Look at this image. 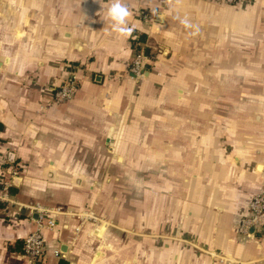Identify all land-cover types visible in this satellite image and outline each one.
Here are the masks:
<instances>
[{"label":"crops","instance_id":"1","mask_svg":"<svg viewBox=\"0 0 264 264\" xmlns=\"http://www.w3.org/2000/svg\"><path fill=\"white\" fill-rule=\"evenodd\" d=\"M125 2L121 36L111 0H0V264H264V216L237 231L264 193V0Z\"/></svg>","mask_w":264,"mask_h":264},{"label":"built area","instance_id":"2","mask_svg":"<svg viewBox=\"0 0 264 264\" xmlns=\"http://www.w3.org/2000/svg\"><path fill=\"white\" fill-rule=\"evenodd\" d=\"M226 3L233 4L237 0H223ZM143 19H147V15L143 13ZM149 57L143 51L136 52L131 60L128 68V75L130 79L139 81L144 79L149 69L147 68ZM75 91V85L73 82L65 81L59 87L54 90L53 101L54 103L61 104L70 100ZM0 201L7 202L8 191L7 186L0 187ZM264 216V193L253 196L249 205L248 211L243 216L237 225V231L239 234L250 237L251 231L256 229L260 225L261 219ZM52 226V222L48 224ZM23 254L32 262H40L46 256V244L43 238L40 225L35 231L30 233L23 241L22 247ZM55 256H59L57 251L54 252Z\"/></svg>","mask_w":264,"mask_h":264},{"label":"clouds","instance_id":"3","mask_svg":"<svg viewBox=\"0 0 264 264\" xmlns=\"http://www.w3.org/2000/svg\"><path fill=\"white\" fill-rule=\"evenodd\" d=\"M129 15V7L125 0H111L107 9V17L111 21V28L113 32L121 36H127L132 31V29L128 26ZM177 18L186 29L191 30L189 35L195 36L199 34V25L193 24L186 16L183 18Z\"/></svg>","mask_w":264,"mask_h":264},{"label":"rangeland","instance_id":"4","mask_svg":"<svg viewBox=\"0 0 264 264\" xmlns=\"http://www.w3.org/2000/svg\"><path fill=\"white\" fill-rule=\"evenodd\" d=\"M143 12L141 13L142 15H143V13L144 14H146L148 17H147V20H154V18H155V16H156V14H157V11L155 10V9H144V10H142ZM143 18V17H142ZM143 20V19H142ZM81 216V215H80ZM79 216V217H80Z\"/></svg>","mask_w":264,"mask_h":264},{"label":"trees","instance_id":"5","mask_svg":"<svg viewBox=\"0 0 264 264\" xmlns=\"http://www.w3.org/2000/svg\"><path fill=\"white\" fill-rule=\"evenodd\" d=\"M139 51H141V50L138 49L137 52H139Z\"/></svg>","mask_w":264,"mask_h":264}]
</instances>
